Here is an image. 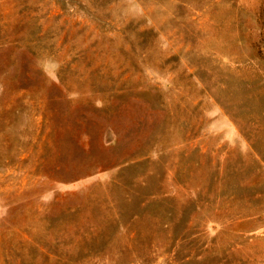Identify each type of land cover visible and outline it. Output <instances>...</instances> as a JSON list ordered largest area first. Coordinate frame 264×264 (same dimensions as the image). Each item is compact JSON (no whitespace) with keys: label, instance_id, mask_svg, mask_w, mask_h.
<instances>
[{"label":"rangeland","instance_id":"rangeland-1","mask_svg":"<svg viewBox=\"0 0 264 264\" xmlns=\"http://www.w3.org/2000/svg\"><path fill=\"white\" fill-rule=\"evenodd\" d=\"M0 264H264V0H0Z\"/></svg>","mask_w":264,"mask_h":264}]
</instances>
